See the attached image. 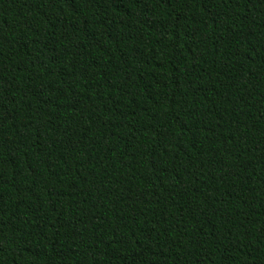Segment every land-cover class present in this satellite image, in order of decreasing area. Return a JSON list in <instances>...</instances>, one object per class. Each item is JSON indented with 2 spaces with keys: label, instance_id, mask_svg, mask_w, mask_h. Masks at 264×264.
Wrapping results in <instances>:
<instances>
[{
  "label": "trees",
  "instance_id": "obj_1",
  "mask_svg": "<svg viewBox=\"0 0 264 264\" xmlns=\"http://www.w3.org/2000/svg\"><path fill=\"white\" fill-rule=\"evenodd\" d=\"M0 264H264V0H0Z\"/></svg>",
  "mask_w": 264,
  "mask_h": 264
}]
</instances>
